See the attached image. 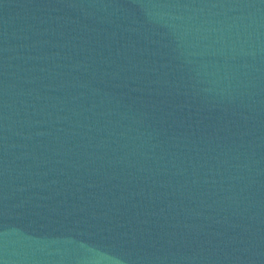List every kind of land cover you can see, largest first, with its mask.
Returning a JSON list of instances; mask_svg holds the SVG:
<instances>
[{
	"label": "water",
	"instance_id": "95a60500",
	"mask_svg": "<svg viewBox=\"0 0 264 264\" xmlns=\"http://www.w3.org/2000/svg\"><path fill=\"white\" fill-rule=\"evenodd\" d=\"M0 264H264V0H0Z\"/></svg>",
	"mask_w": 264,
	"mask_h": 264
}]
</instances>
